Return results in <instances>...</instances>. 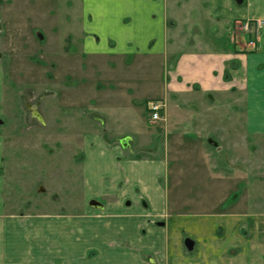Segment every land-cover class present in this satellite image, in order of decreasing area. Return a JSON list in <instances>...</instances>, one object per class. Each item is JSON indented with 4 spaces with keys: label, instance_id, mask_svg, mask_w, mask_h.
<instances>
[{
    "label": "rangeland",
    "instance_id": "rangeland-1",
    "mask_svg": "<svg viewBox=\"0 0 264 264\" xmlns=\"http://www.w3.org/2000/svg\"><path fill=\"white\" fill-rule=\"evenodd\" d=\"M6 1L0 0V10L7 8ZM10 1H15L10 10L20 28L0 34L4 212L74 213L82 200L80 144L94 136L107 141L108 150H119L122 157L151 159L168 167V176L161 177L159 184L174 201H170V215L190 219L194 228L187 229L186 238H214L215 245L228 248L229 253L244 247L263 250L264 135L253 136L245 129L242 105L233 106L225 96L162 98L157 76L162 70L159 66L158 72L153 59L127 58L125 67L120 66L126 71L118 68L111 76L103 73L109 72L107 67L86 70L80 47L71 48L72 37L66 33L75 29L67 24L69 18L63 21L61 36L51 24L54 13H50L55 9L57 14H65L71 0ZM207 4L208 0H169L167 24L172 25V18L177 20L175 33L181 43L177 42L179 47L167 58V68L182 47L186 43L192 46L196 38L211 47L215 44L221 31L210 18ZM233 5L240 7L237 0ZM230 22L238 34L235 37L241 39L245 32L237 27L242 23ZM41 28L53 31L44 34ZM257 30L252 29L249 35L255 36ZM74 55L79 59L76 71L83 72L72 77H65L69 75L65 71L56 73L53 64L60 56ZM110 77L123 83L120 87L108 83ZM153 100L164 106L157 122L150 121L146 109ZM251 128L258 127L251 124ZM118 172L122 183L123 175ZM110 177L106 173L103 181ZM134 193L139 194L138 187ZM141 201L146 202L144 198ZM199 222H206L207 227L202 229Z\"/></svg>",
    "mask_w": 264,
    "mask_h": 264
},
{
    "label": "crops",
    "instance_id": "crops-1",
    "mask_svg": "<svg viewBox=\"0 0 264 264\" xmlns=\"http://www.w3.org/2000/svg\"><path fill=\"white\" fill-rule=\"evenodd\" d=\"M237 2L239 8L234 7L233 0H208L210 18L221 31L214 41L216 45L211 47L196 38L192 46L186 43L182 47L169 68L167 58L179 47L177 42L181 43L175 33L177 20L172 18V25L167 24L169 0H71L65 14H57L55 9L50 14L54 13L51 24L59 36L63 34L64 19L69 18L67 24L75 29L66 33L72 37L71 48L80 47L86 70L107 67L109 72L103 73L111 76L119 72L118 68L126 71L120 66L125 67L127 58L155 61L158 72L159 66L162 70L157 75L162 98L228 97L233 106L245 108V129L253 136L264 135V0ZM13 3L6 1L7 8L0 10V34L20 28L10 10ZM174 5L179 6V2ZM231 19L235 24L263 23L255 36L244 33L239 39ZM42 30L44 34L53 31ZM100 59L98 63L90 62ZM77 60L76 55L64 59L60 56V61L53 64L56 73L79 76ZM106 81L119 87L123 83L113 77ZM3 95L0 64L1 101ZM251 124L258 128H251ZM105 142L93 136L80 144L82 200L74 213L4 212L0 185V264H264V246L259 252L244 247L229 253L228 248L215 245L214 238L203 235L187 237L194 245L192 251H186L184 233L194 227L190 219L170 215V201H174L159 184L161 177L168 176V167L151 159L122 157L119 150L109 151ZM3 153L4 143L0 140V164ZM106 173L110 180L103 181ZM136 187L138 195L134 193ZM91 200H102V209L91 208ZM199 223L202 229L207 227L206 222Z\"/></svg>",
    "mask_w": 264,
    "mask_h": 264
},
{
    "label": "built area",
    "instance_id": "built-area-1",
    "mask_svg": "<svg viewBox=\"0 0 264 264\" xmlns=\"http://www.w3.org/2000/svg\"><path fill=\"white\" fill-rule=\"evenodd\" d=\"M263 22L261 21H255L253 24L255 26V29H258L259 27H261ZM240 29L245 32V33H249L252 31V22H245ZM163 104L159 101H149L147 104V113L149 115V119L152 122H157L161 119V116L163 114Z\"/></svg>",
    "mask_w": 264,
    "mask_h": 264
},
{
    "label": "water",
    "instance_id": "water-1",
    "mask_svg": "<svg viewBox=\"0 0 264 264\" xmlns=\"http://www.w3.org/2000/svg\"><path fill=\"white\" fill-rule=\"evenodd\" d=\"M0 59H1V53H0ZM88 205L91 207V208H94V209H102V205L94 200H91ZM160 225H162V223H160ZM193 245H194V242L189 239V238H186L184 239L183 241V246L185 248L186 251L190 252L192 251L193 249Z\"/></svg>",
    "mask_w": 264,
    "mask_h": 264
},
{
    "label": "flooded vegetation",
    "instance_id": "flooded-vegetation-1",
    "mask_svg": "<svg viewBox=\"0 0 264 264\" xmlns=\"http://www.w3.org/2000/svg\"><path fill=\"white\" fill-rule=\"evenodd\" d=\"M245 22H248V21H244V22H242V24H239V25L242 26ZM249 22H254V21H249ZM241 26H238L237 29H238V30H241V29H240ZM252 29H255V26H254L253 23H252ZM242 32H243V31H242ZM251 32H252V31H251ZM251 32H249V33H245V34H250ZM243 33H244V32H243ZM1 59H2V58H1ZM1 59H0V60H1ZM40 120H41V119H40Z\"/></svg>",
    "mask_w": 264,
    "mask_h": 264
},
{
    "label": "trees",
    "instance_id": "trees-1",
    "mask_svg": "<svg viewBox=\"0 0 264 264\" xmlns=\"http://www.w3.org/2000/svg\"><path fill=\"white\" fill-rule=\"evenodd\" d=\"M226 74V75H225ZM224 79L227 81L228 80V77H227V71H225L224 73Z\"/></svg>",
    "mask_w": 264,
    "mask_h": 264
},
{
    "label": "bare ground",
    "instance_id": "bare-ground-1",
    "mask_svg": "<svg viewBox=\"0 0 264 264\" xmlns=\"http://www.w3.org/2000/svg\"><path fill=\"white\" fill-rule=\"evenodd\" d=\"M39 115V114H38Z\"/></svg>",
    "mask_w": 264,
    "mask_h": 264
}]
</instances>
